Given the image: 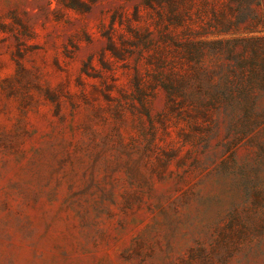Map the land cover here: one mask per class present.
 I'll return each instance as SVG.
<instances>
[{
    "label": "rangeland",
    "instance_id": "1",
    "mask_svg": "<svg viewBox=\"0 0 264 264\" xmlns=\"http://www.w3.org/2000/svg\"><path fill=\"white\" fill-rule=\"evenodd\" d=\"M0 264H264V0H0Z\"/></svg>",
    "mask_w": 264,
    "mask_h": 264
}]
</instances>
